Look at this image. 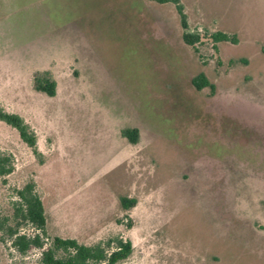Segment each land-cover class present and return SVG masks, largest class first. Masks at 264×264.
Segmentation results:
<instances>
[{
	"label": "rangeland",
	"instance_id": "374dc122",
	"mask_svg": "<svg viewBox=\"0 0 264 264\" xmlns=\"http://www.w3.org/2000/svg\"><path fill=\"white\" fill-rule=\"evenodd\" d=\"M182 2L191 29L238 43L196 51L170 3L0 0V105L32 125L44 157L0 121L16 163L0 176L1 215L34 179L49 236H123L133 252L119 264H264V0ZM47 70L55 96L34 87ZM201 72L214 93L193 85ZM2 236L0 264H40V249Z\"/></svg>",
	"mask_w": 264,
	"mask_h": 264
},
{
	"label": "trees",
	"instance_id": "16d2710c",
	"mask_svg": "<svg viewBox=\"0 0 264 264\" xmlns=\"http://www.w3.org/2000/svg\"><path fill=\"white\" fill-rule=\"evenodd\" d=\"M160 4L170 3L176 8L183 28V40L186 44L199 51L198 44L204 38H209L218 50L220 42L238 43L235 34L225 31L202 32L191 29L188 14L182 0H151ZM231 62H235L231 60ZM34 87L36 90L55 96L57 81L50 71L36 72L34 74ZM193 85L197 90L209 87L215 92L212 83L204 72L193 78ZM0 121L14 128L21 140L31 148L40 163H44L42 152L38 148V135L32 125L19 113L8 111L0 105ZM122 135L131 143L139 141L140 133L137 128H123ZM15 157L11 152L0 149V176L5 177L15 170ZM17 199L13 202L12 216L0 214V232L2 240L9 239L20 254H27L32 248L40 249V264H119L126 260L133 252V243L123 236H111L94 244L81 243L76 238L61 236L50 237L47 230V217L42 195L34 179L25 183L17 190ZM120 203L123 209L129 210L137 203L136 198L122 196ZM127 226H132V219L127 216ZM22 224L34 227V234L28 235L21 230Z\"/></svg>",
	"mask_w": 264,
	"mask_h": 264
}]
</instances>
